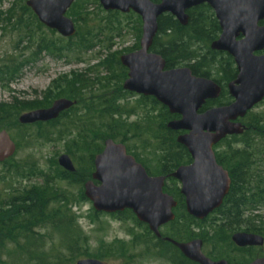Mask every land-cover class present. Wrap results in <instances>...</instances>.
<instances>
[{"label":"trees","instance_id":"trees-1","mask_svg":"<svg viewBox=\"0 0 264 264\" xmlns=\"http://www.w3.org/2000/svg\"><path fill=\"white\" fill-rule=\"evenodd\" d=\"M151 1L160 3L159 0ZM86 2L77 0L67 12L76 25L75 37L59 40L48 38L43 33V25L24 7L23 11L28 12L31 19L25 23L19 19L17 25L24 32L21 40L32 42L34 52L31 59L19 64L13 59L7 60L5 68L0 70V83L12 81L23 67L29 65L31 61H37L43 53L58 58H68L69 55L78 58L81 53L92 51L100 40L111 41L121 38L123 28L116 18L122 14L105 12L99 7L100 14L90 16ZM1 6L2 0L0 21L4 16ZM187 14L189 16L187 26H182L170 14L161 16L157 22L158 33L150 51L162 56L166 62V69L188 67L194 76L211 79L222 88L220 98L208 101L202 111L229 105L232 98L229 96L227 86L236 80L238 71L231 56L210 48L221 34L219 22L208 5L189 10ZM122 16L133 25L132 30L140 39L141 18L134 13ZM5 21L9 22L10 19ZM260 25H264V21ZM139 48V45H136L127 52L131 53ZM115 56L116 54H109L101 65L110 69L112 63H116L121 71V83L127 79L128 71L121 66L117 56L115 60ZM89 80L83 75L75 76L63 94L67 99L75 101L76 105L55 121L46 125L41 123L35 125L41 128L38 132V138L41 139L72 137L76 131L77 134L68 141L71 147L69 153L73 156L81 153V159L85 153L89 155L88 166L79 169L76 167L74 173L58 167V177L61 181L83 186L91 179L94 158L103 151L106 140L111 139L124 144L129 152L130 143L136 141L139 144L137 147L141 148L144 155L141 157L131 153L145 166L149 174L167 177L164 192L173 197L177 207L173 210L175 220L161 229V239L156 238L148 226L140 223L130 210L112 215L121 222L130 221L142 229V234H135L129 229L128 234L132 237L130 245L145 246L148 257L167 260L171 264L196 263L183 258L180 251L165 239L178 243L202 240L204 248L212 246L210 252L206 254L213 261L226 260L228 264H248L255 257H263L261 248H237L231 241V236L243 230L264 237V216L260 214L264 209V111L249 112L240 120L245 126V132L241 136L227 137L214 147L218 164L229 173L231 188L222 206L205 220L199 221L187 213L180 184L171 177L179 167L192 163L187 149L177 142L178 136L183 132H174L167 128L169 122L180 117L170 114L166 107L152 97L141 96L137 106L122 105L126 96L135 95L123 91L119 86L115 92L105 91L104 94L93 96L90 91L93 87L88 85ZM108 83L109 80L105 85L100 83L103 85L101 89L106 90ZM86 91L91 92L90 96L86 95ZM49 98H46L45 106L43 102L15 101L12 105L0 104V132L28 131L34 127L20 125L16 119L17 114L46 108L50 104ZM261 105L264 106V101ZM140 106L151 107L152 110L148 109L150 112H146L140 124H129L124 118L133 117ZM156 111H159V114H155ZM63 120L65 124L59 127ZM43 126H46L45 133ZM15 138L13 135V140ZM151 152L158 158L153 162L154 170L149 165L148 154ZM2 165L7 169H14L16 174L25 177L20 173V168L13 165V158ZM47 178L46 176V187L35 185L24 190L14 189L12 184L3 178L7 187L0 191V264H76L81 259L102 260L106 257L105 254L114 253L115 251L111 249L91 252L88 236L78 226L77 219L68 209L71 203L69 191L57 187ZM80 194L81 202H87L84 191ZM96 216H99V213ZM44 230L46 233L43 234ZM226 244L231 249L225 250L221 247ZM238 251L243 257L239 260L234 255V252ZM120 252L126 253L125 250Z\"/></svg>","mask_w":264,"mask_h":264},{"label":"water","instance_id":"water-1","mask_svg":"<svg viewBox=\"0 0 264 264\" xmlns=\"http://www.w3.org/2000/svg\"><path fill=\"white\" fill-rule=\"evenodd\" d=\"M77 0H28L26 6L46 28L65 39L77 34L76 25L67 12ZM106 12L134 13L142 21L140 49L121 56V65L128 70L123 90L152 97L170 114L180 118L167 124L174 132H183L178 144L189 152L193 163L179 167L171 177L180 184L187 213L203 221L219 209L229 194L231 179L218 164L214 147L231 136H241L245 126L240 122L264 101V0H98ZM208 5L221 28L219 38L210 48L224 52L235 62L238 76L228 84L232 102L202 111L208 101L220 98L222 88L213 80L196 77L188 67L166 69V62L151 47L158 33V19L172 15L187 26V12ZM76 105L69 99L56 100L49 108L31 111L18 118L29 126L57 120ZM17 146L11 135L0 132V164L14 157ZM59 166L69 173L76 168L68 155H61ZM95 172L84 184V195L96 213L114 215L130 210L136 219L148 226L157 237L161 229L175 220L177 202L164 192L165 176L151 177L146 169L127 154L124 144L108 139L102 153L95 156ZM231 240L238 248H264V237L237 232ZM196 264H228L213 261L203 253V241L178 243L166 239ZM76 264H104L96 259H82ZM250 264H264V257Z\"/></svg>","mask_w":264,"mask_h":264},{"label":"rangeland","instance_id":"rangeland-1","mask_svg":"<svg viewBox=\"0 0 264 264\" xmlns=\"http://www.w3.org/2000/svg\"><path fill=\"white\" fill-rule=\"evenodd\" d=\"M86 1V9L90 16L100 14L99 7H101V5L98 0L96 2L95 0ZM26 2L27 0H2L1 12L4 16L0 21V70L5 68L7 60L13 59L19 64L27 59H31L32 52H34L32 42L29 40H21L24 32L17 25L19 19H22L23 23L31 19V15L23 11L24 7L29 9L26 6ZM29 11L31 10L29 9ZM31 13L33 14L32 11ZM122 15L127 16L129 14ZM122 15L116 18L121 22L123 28L121 38H115L111 41L100 40L92 51L88 53L83 52L78 58L73 55H69L68 58H58L54 55L43 53L37 61H31L29 65L23 67L12 81L0 83V104L12 105L15 101L28 103L43 102V106H45L47 104L46 98L50 97V104L46 107L49 108L56 100L63 98L67 99L64 97L63 92L67 90L68 85L77 75H83L90 79L88 85H92L93 87L90 89L93 96L104 94L105 91L111 93L115 92L118 86L123 88L124 80L120 83L122 75L117 64L112 63L110 69L101 65L109 54H116L120 62L121 56L128 54V50L134 48L136 45L140 47L142 33L140 39H138L136 32L132 30L133 25ZM66 16L72 19L68 14ZM6 19H10V21L6 22ZM43 27V33L48 38L54 40L64 39L56 31L50 30L45 26ZM85 30L84 28L83 31ZM111 44L112 47H110ZM108 80L107 89H101L103 85L107 84ZM91 92L86 91L85 93L87 96H90ZM139 101L140 97L137 95L131 97L126 96V100L122 105L128 104L130 106H137ZM40 109L41 108L20 112L17 114L16 119L18 121L21 115ZM148 109L152 110L151 107L145 108L140 106V109L137 110L133 117L124 119L128 120L127 122L129 124H140L146 112H150ZM263 111L264 106L261 104L253 110L255 113H261ZM155 114H159V111H156ZM63 124H65L64 120L59 127H62ZM43 127L42 129L45 133L46 126ZM40 129L41 128L34 126L28 131L16 130L14 133L8 132L12 139L13 135L16 136L14 139L16 145L19 143L18 151L13 158V165H17L18 168H20V173H23L25 177L16 174L14 169H7L4 165L0 164V191H3L4 188L7 187L6 183L3 182L5 180L3 178H6V182L12 184L14 189L24 190L25 188H32L35 185L44 186L43 178L44 175H46L57 187L69 191L71 203L68 209L71 210V213L77 219L78 226L88 236L91 252L110 249L115 251L111 254H105L106 257L101 261L108 264H123L126 262L128 254L138 255L139 248H137V250H128L126 248L130 245L132 240V237L128 234L129 229H132L135 234H142L143 231L141 228L130 221L125 223L121 222L112 215L99 213V216H96L97 213L88 199L87 202H81L80 192L83 193L84 185H72L69 184L68 181H61L58 177L57 168L60 167L58 160L61 155H69L78 169L88 166V154H84L83 160V157L81 159V153H76L75 156L69 153V148L71 147L68 145V141L72 140L77 132L74 131L72 137L66 136L63 139H56L55 137H52V139H41L38 138ZM137 143L136 141L130 143L131 152L143 157L144 153L141 151L140 147H137L139 145ZM153 153L154 152L148 154L150 159L149 165L152 170L155 168V164H153L154 160L158 159L155 158L156 155ZM260 214L264 216V209L260 211ZM42 232L46 233V231ZM239 232L244 231L242 230ZM55 241L57 243V238H55ZM221 247L225 250L231 249L227 244ZM211 249L212 246H208V248H204V251L208 253ZM121 250H127L129 253L127 255L126 253L122 254L120 252ZM261 253H264V248L261 250ZM236 258L239 260L243 257L237 256ZM137 264L170 263L167 260L157 259L153 256L148 257L146 255V259H141L140 262L137 261Z\"/></svg>","mask_w":264,"mask_h":264},{"label":"flooded vegetation","instance_id":"flooded-vegetation-1","mask_svg":"<svg viewBox=\"0 0 264 264\" xmlns=\"http://www.w3.org/2000/svg\"><path fill=\"white\" fill-rule=\"evenodd\" d=\"M140 49V48H139ZM138 49V50H139ZM138 50H136V51H138ZM136 51H134V52H136ZM134 52H131V53H134ZM264 52H262V53H257L258 55H261V54H263ZM128 54H130V53H128ZM128 71V70H127ZM128 75V74H127ZM134 94V93H133ZM135 95H137V94H135ZM137 96H139V95H137ZM139 97H141V96H139ZM142 97H144V96H142ZM44 109H46V108H44ZM69 111V110H68ZM63 114V113H62ZM61 114V115H62ZM60 115V116H61ZM37 124H40V123H37ZM41 124H44V125H46V122L45 123H41ZM36 124H34V125H31V126H35ZM17 146V145H16ZM17 151H18V146H17ZM17 151H16V153H17ZM102 153V152H101ZM127 154L128 155H130V156H132V157H134L133 156V154L131 153V152H129L128 150H127ZM16 155V154H15ZM98 155V154H97ZM69 156V155H68ZM70 157V156H69ZM71 158V157H70ZM135 158V157H134ZM95 159V158H94ZM72 160V159H71ZM135 160H136V162H138L139 164H141L136 158H135ZM73 162V161H72ZM192 163H193V160H192ZM191 163V164H192ZM73 164H74V162H73ZM191 164H189V165H191ZM144 168H145V166L143 165V164H141ZM74 166H75V164H74ZM186 166H188V165H186ZM75 168H76V166H75ZM146 169V168H145ZM146 171H147V169H146ZM95 172V165H94V171L92 172V174ZM147 173H148V175L149 176H151V177H159V176H152L151 174H149V172L147 171ZM92 174H91V177H92ZM166 177V176H165ZM43 180H44V187H46V175H44V178H43ZM89 180H91V179H89ZM88 180V181H89ZM166 181H167V177H166ZM87 182V181H86ZM85 182V183H86ZM84 183V184H85ZM132 212V211H131ZM133 213V212H132ZM114 215H117V214H114ZM212 215V214H211ZM135 216V215H134ZM44 231H46V230H44ZM44 234V233H43ZM157 238V237H156ZM162 238V236L160 237V238H158V239H161ZM166 240V239H165ZM193 241V240H192ZM232 241V240H231ZM190 242V241H189ZM184 243H188V242H184ZM137 248H139V252H138V255H136V254H128L129 253V251H127V250H125V252H126V255H127V257H126V262L125 263H123V264H137V261L138 262H140V260L141 259H146V255H147V253H146V247L145 246H136V245H129L126 249H131V250H137ZM179 250V249H178ZM180 251V250H179ZM181 253V252H180ZM203 253L208 257V258H210L207 254H206V252L204 251V246H203ZM181 255H182V257L183 258H185L186 260H188L182 253H181ZM234 255L237 257V256H240L241 255V252L240 251H238V252H234ZM264 257V256H263ZM257 258H260V257H255L252 261H254L255 259H257ZM211 259V258H210ZM82 260V259H81ZM99 261H101V260H99ZM188 261H190V260H188ZM219 261V260H218ZM226 261V260H225ZM252 261H250L248 264H250ZM102 263H104V264H108V263H106V262H104V261H101ZM190 262H192V261H190ZM170 263V262H169ZM171 264V263H170ZM183 264H188V263H186V262H183Z\"/></svg>","mask_w":264,"mask_h":264}]
</instances>
